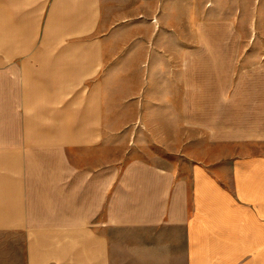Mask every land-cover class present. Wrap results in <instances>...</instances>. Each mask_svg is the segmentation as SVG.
Instances as JSON below:
<instances>
[{
    "label": "crops",
    "instance_id": "1",
    "mask_svg": "<svg viewBox=\"0 0 264 264\" xmlns=\"http://www.w3.org/2000/svg\"><path fill=\"white\" fill-rule=\"evenodd\" d=\"M97 12L98 0H0V52H26L11 56L25 63L10 75L81 76L82 61L99 57L65 39L94 28ZM34 45L41 49L29 53ZM257 87L250 123L264 125V78ZM73 117L68 123H103L98 111ZM23 137L11 135L10 148L0 149V232L16 237L25 264H131L137 253L152 264H264L262 131L235 138L233 153L185 167L114 164L97 155L96 131L52 134L48 141L63 143L39 150L23 144L33 134Z\"/></svg>",
    "mask_w": 264,
    "mask_h": 264
},
{
    "label": "rangeland",
    "instance_id": "2",
    "mask_svg": "<svg viewBox=\"0 0 264 264\" xmlns=\"http://www.w3.org/2000/svg\"><path fill=\"white\" fill-rule=\"evenodd\" d=\"M79 43L99 59L82 61L78 77L68 70L58 78L11 76L25 63L11 56L26 52H0V149L16 133L33 134L23 144L39 150L63 143L48 141L52 134L96 131L103 133L97 155L114 164L185 167L233 153L235 138L264 133L250 123L264 78V0H98L96 26L67 36L64 46ZM52 79L58 84L49 86ZM57 107L64 115L53 118ZM97 111L102 124L68 123ZM57 119L63 123H51ZM132 259L152 264L144 253ZM0 264H25L9 232H0Z\"/></svg>",
    "mask_w": 264,
    "mask_h": 264
}]
</instances>
